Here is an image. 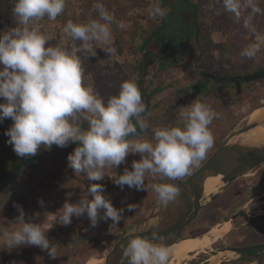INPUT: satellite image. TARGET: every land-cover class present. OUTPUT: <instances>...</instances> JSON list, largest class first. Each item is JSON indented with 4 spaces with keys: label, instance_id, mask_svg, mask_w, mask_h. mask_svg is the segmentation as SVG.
Returning a JSON list of instances; mask_svg holds the SVG:
<instances>
[{
    "label": "clouds",
    "instance_id": "1",
    "mask_svg": "<svg viewBox=\"0 0 264 264\" xmlns=\"http://www.w3.org/2000/svg\"><path fill=\"white\" fill-rule=\"evenodd\" d=\"M66 2L12 0L14 26L0 30V122L6 118L12 121L4 133L6 143L21 158L35 156L41 148L50 150L53 145L63 148L74 143L67 166L91 182L77 202L66 201L57 211L46 212L41 223L35 222L38 213L26 218L17 204L13 227L0 226V249L11 251L32 245L51 259L57 258L58 248L46 233L54 225L67 226L73 217L86 215L92 227L108 219L115 227L122 219L125 209L114 207L102 194L104 186L92 181L108 176L121 188L151 189L162 208L176 204L178 186L163 181L190 176L192 169L206 159L214 144L210 125L219 116L209 104L193 99L180 107L176 124L151 126L144 118L146 107L140 90L132 80L122 81L116 94L101 97L93 86L84 84L82 62L96 57V49L108 56L117 54L111 27L114 17L97 0L93 4L96 18L80 23L68 20L63 25V33L74 46H54L41 22L55 21L64 13ZM216 2L223 11L242 19L243 28L254 39L241 48L239 55L255 59L264 49V32H258L255 23L258 15H264L261 0ZM167 11L161 0H150V18L163 19ZM129 154L140 158L131 162V170L126 167L118 174L117 167ZM147 177L161 182L146 184ZM38 203L44 206L43 200ZM151 237L129 239L121 246L119 264H168L171 250L166 238L158 232Z\"/></svg>",
    "mask_w": 264,
    "mask_h": 264
},
{
    "label": "rangeland",
    "instance_id": "2",
    "mask_svg": "<svg viewBox=\"0 0 264 264\" xmlns=\"http://www.w3.org/2000/svg\"><path fill=\"white\" fill-rule=\"evenodd\" d=\"M96 2L97 0H67L64 13L58 16L55 21L45 19L41 22L43 31L48 35L49 40L55 41V45L73 47L74 44L71 39L63 33V25L68 20L80 23L87 22L89 18H96L97 13L93 9V4ZM99 2H102L114 17V23L111 27L118 52L116 55L108 56L101 49H96L97 55L94 57L91 68H89L91 58L89 60L83 59L88 64L87 67H83L84 72L94 77L93 82L89 85L93 86L96 92L105 99L116 94L120 83L124 80L134 81L139 88L142 84L140 85L138 79L143 76L142 83L145 87L147 83L149 88L158 85V81L163 77V74L154 71V64L146 67L143 52L139 50L142 41L149 36L152 30L156 29L162 20L160 18L154 20L149 17L148 6L150 0H99ZM208 3L211 4L210 1ZM261 4L264 7V0H261ZM2 5L7 7V9L4 8V12H2ZM161 6L168 10L167 14L169 15L162 20V27L157 28L154 37L159 40H150L148 49L154 51V44L160 42L161 44L164 43V47L168 50L176 47L182 50L185 40L194 29L191 28L193 23L192 12L183 0H161ZM11 8L12 0H0V30L14 26ZM224 13L225 11L221 9L214 12L212 18L202 16L198 19L202 24H208L212 19L221 17L223 25L216 30L205 29L200 34V37H203L201 40L203 44L200 47V50H202L201 56L197 61L215 70H226L234 75L252 73L260 65H264V49L258 53L255 59L246 60L241 58L239 55L241 48L254 37H251L243 28L242 19L228 20L229 18L224 17ZM255 23L258 32H264V15L256 19ZM190 74L192 73L182 71L177 75H165L164 78L168 79L166 82L176 83L178 86L175 85L181 88L190 79ZM218 85L229 87V93L224 98L225 107H222L223 110H228L229 116L234 117L233 113H239L241 109L246 110L244 118L237 119L234 117L232 124L236 123L237 126L221 134L223 137L222 142L246 124L247 115L252 109L264 104V78L244 83ZM174 89L175 87L173 86L172 89L171 86L167 91L154 96L155 109L152 111L151 117L152 120L156 119V121L153 126H162L158 123V109L161 105L159 102L163 101L165 94L171 90L174 91ZM223 94H226V92ZM179 99L183 100L184 98L179 97ZM204 103H207V101ZM188 104V102H182V105L178 106V110ZM224 122L226 125L227 121ZM1 127L0 163L10 159L13 155L16 156V162L23 159L15 154L10 145L5 148L4 143L7 141V136L4 133L6 129ZM55 146L53 145L51 148ZM72 148V144L69 143L67 147L60 149L58 152L40 158L34 163H29L15 176L11 177L9 181L0 184V226L13 227L11 222H14L15 217L18 215L15 208L17 204L23 208L26 218L32 216L33 213H38L35 222L41 223L44 215H48L46 212L53 213L60 209L64 202L75 203L81 196L86 194V188L91 182L87 181L84 176L74 174L72 169L67 166V156L73 151ZM211 150L208 151V154ZM43 151L46 150L41 148L38 153ZM135 157L138 158L139 155L129 154L125 163L117 167V173L122 174L126 167L131 170V162L136 159ZM255 170V168H252L234 179L212 199L210 197L205 198L197 216L183 229L181 238L201 234L210 226L228 220L231 212L239 210V213H242L234 223L235 230L228 231L219 241L229 242L230 239H227L228 234H235L234 231L241 230V228L243 231H256L257 235L254 237L256 241H263L264 204L259 203L261 198L257 195L264 191V188L262 189L264 185L262 187L257 185V174L251 175ZM155 182L161 181L158 178H146V184L150 185ZM163 182L172 183L174 181L165 179ZM92 183H101L104 186L102 194L105 198L109 199L114 207L125 209L117 226L111 227L112 222L108 219L99 221L97 226L92 227L86 215L73 217L69 225H54L46 233L47 238L58 248L57 258L51 259L39 247L29 245L11 251L0 249V264H85L89 259L102 258L111 250L118 239L125 233L135 229L137 223L144 218L156 203L151 189L147 192L138 191L135 188H129L127 185L121 188L115 185L108 176H105L101 181H92ZM234 189L246 190L240 199L229 203V209L222 210L220 205L225 203L224 197ZM89 198L91 197L89 196ZM39 200L44 201L43 207L38 203ZM251 200L252 208L250 210L245 212V208H240L247 202L251 203ZM128 205H131L133 209L129 210ZM215 213L218 215L215 216ZM249 213L253 215L259 213V215L251 218L248 216ZM228 222L231 228V220H228ZM213 252H215L214 247L208 251V254ZM208 254L200 253L191 259L189 263L207 264ZM230 256L223 257L220 255L219 262L213 264H225V259H229L227 264H247L254 259L239 256L235 253Z\"/></svg>",
    "mask_w": 264,
    "mask_h": 264
},
{
    "label": "water",
    "instance_id": "3",
    "mask_svg": "<svg viewBox=\"0 0 264 264\" xmlns=\"http://www.w3.org/2000/svg\"><path fill=\"white\" fill-rule=\"evenodd\" d=\"M144 63L146 65V59L144 60ZM201 73L215 82L222 84L244 83L264 78V68L246 75L224 77H219L205 71H201ZM152 93L153 91L145 96L146 112L150 107V96ZM262 106H264V104ZM255 125V123H249L247 121L244 126L234 131L225 140H223L207 157V159L194 171H192L190 176H186L182 180L172 182V184L178 186L180 190L178 202L176 204L169 205L167 208H162L156 202L146 213L144 218L137 223L135 229L125 233L123 237L113 245L111 250L104 255L103 264H119V258L122 251L121 246L126 244L129 239L137 236H147L151 239V234L153 232H158L159 235L166 238L168 246L178 241L181 238L183 229L197 216L205 198L210 197V199H212L234 179L245 174L250 169L256 167L259 163L264 161V145L249 146L229 142V139L233 135L246 132ZM138 131L140 130L138 129ZM60 149H62V147L56 146L50 150L40 152L35 156L28 157L6 175L0 177V184L15 176L28 163L36 159L49 156ZM218 174L223 176V185L220 187L219 192L203 197L205 178ZM214 251H232L237 255L258 251L259 255L249 263L264 264V241L244 246L231 245L220 250L214 249ZM207 264L209 263L207 262Z\"/></svg>",
    "mask_w": 264,
    "mask_h": 264
},
{
    "label": "flooded vegetation",
    "instance_id": "4",
    "mask_svg": "<svg viewBox=\"0 0 264 264\" xmlns=\"http://www.w3.org/2000/svg\"><path fill=\"white\" fill-rule=\"evenodd\" d=\"M181 21H182V17H181ZM192 24H191V28H192ZM154 30H157V28ZM194 30L195 29H193V32L185 40L184 46H183L184 48L182 50L179 49L178 47L173 48L172 50H168L164 47V43L161 44L160 42H158L157 44H154L155 49H154V51H152L151 49H148V43H149L148 42L146 44V51H145V49L143 51V55H144L143 60L146 59V67L154 64V71L156 73H162L163 77H161L160 80L158 81V85L156 84L152 88L148 87L149 86L148 83L146 84V87L144 86V84L142 83L143 82L142 81L143 76H141L140 79H138V80L140 81V85L142 84L139 87V89H141L140 93H141V97H142L144 104H145V96L148 93H150L151 91H153L152 95L150 96V107H149L148 111L146 112V114L144 115L145 120L151 126H153L154 122L156 121V119L152 120V117H151L152 111L155 109V107H154L155 102L153 101L154 96L157 94H160L162 92L167 91L168 88H170L171 86H172V89H173V86L175 87L174 91L171 90L170 92L165 94L163 96V101L159 102V104H161L159 109H158V111H159L158 123L160 125L167 126V125L176 124V122L178 120V112H179L178 106L182 105V102L190 103L193 99H198V100H201L202 102L207 101V104H209L217 113H219V116L216 119H214L212 124L210 125V129L214 135V144L211 148L212 150L210 151V153L209 154L207 153V157H208L213 152V150L220 144V142L223 138L221 136V134L229 131V129H231L232 127L237 126L236 123L232 124V122L235 119L234 117H236L237 119H241V117L244 118L246 110L241 109L240 112H242V113H240V112L239 113H233L234 117L229 116L228 110H223L222 107H225L224 98L227 96V93H229V87L218 85V84H222V83L217 84V82H215L211 78L207 77L206 75L202 74L201 71L212 73V74H215L219 77L233 76L234 74H232L226 70H224V71L215 70L214 68L207 66V65L206 66L202 65L199 63V61H197L198 58L201 56V52H202V50H200L201 46H199V41L201 40V37H197V39H196ZM152 39L159 40L158 38H155V37L150 38V40H152ZM182 71H184L186 73H192V74H190L191 75L190 79L187 80V83H185V85H183V87H181V88L177 87L178 85L176 83L172 84V83L166 82V80H168V79L164 78L165 75H172V74L177 75V73H180ZM247 74H249V73H247ZM243 75H246V74H243ZM172 78H174V77H172ZM225 92H226V94H223ZM179 97H183L184 99L180 100ZM247 118H248V115H247ZM224 121H227L226 125H225ZM71 144L73 147L72 149H74L76 147V145L74 143H71ZM58 151H56V152H58ZM207 157H206V159H207ZM27 158H25V159H27ZM135 158L136 159H134V160L139 159V157L138 158L135 157ZM36 160H38V159H36ZM36 160H34L30 163H34ZM204 161H202L200 163V165ZM196 168L197 167H195L192 171H194ZM254 168L256 170L251 175H253L255 173L257 174V178H256L257 179V185L262 187L264 185V161L259 163ZM109 182H110V180H109ZM263 188L264 187H262V189ZM246 189H247V187H246ZM246 189L231 190V192L228 193V195L226 197H224L225 203L220 205L221 209L222 210L229 209V207H230L229 203H231L232 201L240 199L243 196V193L245 192ZM257 196L261 198L259 200V203L264 204V191L259 193ZM244 205H242L240 208H244ZM244 211L246 212L248 210H244ZM239 212H240L239 210H236V211H233L230 213V216L228 219V220H231V222H232L231 228L229 230L230 232L232 230H235V228H236L234 223L237 221L240 214L242 213V212L241 213H239ZM216 215H218V214L215 213V216ZM257 215H259V213L256 215H253L250 213L248 214V216L251 218H253ZM228 220H224V221H228ZM234 232H235V234L234 233L228 234L229 236L227 237V239H230L229 242H226L224 240L218 241L213 245L214 249L220 250L224 247L231 246V245L232 246H244V245H248V244H252V243L262 242L260 240L256 241V239L254 237L257 235V232L254 230L253 231L252 230L243 231L241 228V230H237ZM120 239H118V240H120ZM258 255H259V252L254 251V252H251L248 254H241L239 256H243V257L247 256V257L255 258ZM224 261H225L224 263L227 264V262H229V259H225Z\"/></svg>",
    "mask_w": 264,
    "mask_h": 264
},
{
    "label": "bare ground",
    "instance_id": "5",
    "mask_svg": "<svg viewBox=\"0 0 264 264\" xmlns=\"http://www.w3.org/2000/svg\"><path fill=\"white\" fill-rule=\"evenodd\" d=\"M263 105V104H262ZM258 106L252 109L248 115L247 121L249 123H255L256 125L246 132H242L233 135L230 139V143L244 144L249 146L264 145V106ZM222 175H211L205 178L203 187V197L210 196L219 192L220 187L223 185ZM250 203H245L244 208L247 210ZM252 208V204L249 205V209ZM230 229V223L224 221L218 224L210 226L205 232L187 236L179 239L177 242L169 246L170 258L168 264H190L191 259L199 255L200 253L208 254V251L212 250L213 245L218 242ZM234 254L232 251H217L209 253L207 262L209 264L217 263L220 260V255L229 257ZM231 257V256H230ZM104 257L87 260L85 264H103ZM252 264V263H247Z\"/></svg>",
    "mask_w": 264,
    "mask_h": 264
},
{
    "label": "trees",
    "instance_id": "6",
    "mask_svg": "<svg viewBox=\"0 0 264 264\" xmlns=\"http://www.w3.org/2000/svg\"><path fill=\"white\" fill-rule=\"evenodd\" d=\"M183 1L190 8V10L192 12V17H193L192 28L195 29L194 33H195V38L196 39H197V37H200V34H202L203 30H205V29L210 28L212 30H216L219 27H222L221 25H223V20L221 19V17L218 18V19H212V21L209 22L208 24H202L201 22L198 21V19H200V17H202V16H205V17L209 18V17L212 16V14L214 12H218L219 10H221V6L219 4H217L216 0H192V1L183 0ZM209 1L211 2L212 5L208 3ZM260 7L262 9H264V7H263V5L261 3H260ZM4 8L7 9V7H4L2 5V12L5 11ZM170 10L172 11L173 9H170ZM224 14H225L224 17L229 18L228 20H230V19L234 20L236 18L235 15L232 14V13L225 12ZM167 15H169V14H167ZM167 15H166V17H167ZM261 16L262 15H258L256 17V19H258ZM166 17H164L162 20L166 19ZM162 20H161V23H159L156 28H161L162 27V25H163V21ZM156 33H157V30H153L151 32V34H149V36L142 41V43L139 45V50L141 52L144 51V49L146 47V44L149 42L151 37L155 36ZM202 38H201V40H202ZM200 41H199V46H202L203 42L202 41L200 42ZM54 42L55 41L49 40V43L51 45L55 46ZM94 59L95 58L93 57V58H91V61H89L90 62L89 68H91ZM82 66L83 67H87L88 66L87 62H84V60H83ZM263 68H264V65H260L256 70H261ZM86 70L88 71V69H86ZM84 73H85L84 84L85 85H89L90 83L93 82L94 77L93 76H89L87 74V72H84ZM139 90L141 92V89H139ZM0 102H2V101H0ZM11 124H12V121H11L10 118H6V119L3 120V122H0V126H2L1 128H5V129H8L11 126ZM7 139H8V137H7ZM4 145H5V148H6L9 144L4 143ZM15 158H16V156L13 155L10 159H7V160L3 161L2 163H0V177L6 175L9 171L14 169L19 163H21L25 159V158H23V159H20L19 161L16 162Z\"/></svg>",
    "mask_w": 264,
    "mask_h": 264
}]
</instances>
